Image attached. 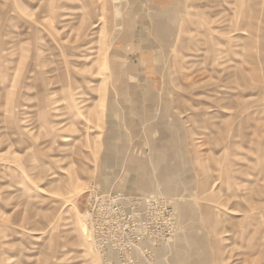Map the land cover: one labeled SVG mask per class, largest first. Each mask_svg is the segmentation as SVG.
<instances>
[{"label": "rangeland", "instance_id": "rangeland-1", "mask_svg": "<svg viewBox=\"0 0 264 264\" xmlns=\"http://www.w3.org/2000/svg\"><path fill=\"white\" fill-rule=\"evenodd\" d=\"M113 192L174 205L152 264H264V0H0V264H110Z\"/></svg>", "mask_w": 264, "mask_h": 264}, {"label": "built area", "instance_id": "built-area-1", "mask_svg": "<svg viewBox=\"0 0 264 264\" xmlns=\"http://www.w3.org/2000/svg\"><path fill=\"white\" fill-rule=\"evenodd\" d=\"M88 241L110 264H152L177 233L174 205L156 195H91L83 215Z\"/></svg>", "mask_w": 264, "mask_h": 264}]
</instances>
